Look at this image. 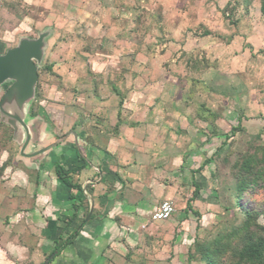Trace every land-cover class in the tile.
<instances>
[{
  "label": "rangeland",
  "instance_id": "obj_1",
  "mask_svg": "<svg viewBox=\"0 0 264 264\" xmlns=\"http://www.w3.org/2000/svg\"><path fill=\"white\" fill-rule=\"evenodd\" d=\"M251 2L0 0V55L21 38L47 34L28 112L52 136L62 138L71 120L100 121L107 136L143 135L154 155L185 153L186 170L175 175L185 191L191 172L204 177L191 206L195 240L187 250L171 245L162 261L152 254L157 264H205L194 243L240 226L246 210L259 213L264 229V188L237 201L232 170L264 149V14ZM21 146L0 122V177L22 166Z\"/></svg>",
  "mask_w": 264,
  "mask_h": 264
},
{
  "label": "crops",
  "instance_id": "obj_2",
  "mask_svg": "<svg viewBox=\"0 0 264 264\" xmlns=\"http://www.w3.org/2000/svg\"><path fill=\"white\" fill-rule=\"evenodd\" d=\"M257 1L262 13V0ZM102 128L100 121L71 120L63 142L52 146L38 167L39 150L31 147L19 155L20 168L3 170L0 264H157L170 257L171 245V251L187 250L193 243L197 225L191 206L200 201L204 177L191 172V188L185 191L175 176L185 169V153L154 155L143 135L107 136ZM58 139L52 136L50 145ZM56 165L81 168L71 177L80 190L57 177ZM162 202H170L174 213L167 221L153 222ZM74 231L72 242L55 250L56 242L71 240ZM158 240L173 244L159 249Z\"/></svg>",
  "mask_w": 264,
  "mask_h": 264
},
{
  "label": "trees",
  "instance_id": "obj_3",
  "mask_svg": "<svg viewBox=\"0 0 264 264\" xmlns=\"http://www.w3.org/2000/svg\"><path fill=\"white\" fill-rule=\"evenodd\" d=\"M249 5L251 0H245ZM262 14H264V0H262ZM46 70H50L48 67ZM38 86L36 87V100L39 99ZM31 116L36 111L30 109ZM233 134L236 129H232ZM208 163V160L205 161ZM204 163V164H205ZM81 168L65 170L56 165L57 177L70 189L80 190L77 184L72 183V175L80 172ZM233 177L235 179V199L239 201L243 196L250 195L256 188H264V149L259 148L252 154L242 156L233 165ZM195 194V193H194ZM73 197L70 195V199ZM258 212L246 210L244 220L240 226L233 228L226 234L217 236L212 241L199 244L194 243V253L199 255L205 264H264V229L257 224ZM74 231L69 241L59 240L55 250H59L66 243H71L76 235ZM193 255L188 254L191 260Z\"/></svg>",
  "mask_w": 264,
  "mask_h": 264
},
{
  "label": "water",
  "instance_id": "obj_4",
  "mask_svg": "<svg viewBox=\"0 0 264 264\" xmlns=\"http://www.w3.org/2000/svg\"><path fill=\"white\" fill-rule=\"evenodd\" d=\"M46 38V33L35 40L21 38L14 48L0 55V91L7 85L0 99V122L13 130L16 143L22 145L20 156H25L31 147L39 150V157L34 159L36 167L46 152L65 138L50 145V127L40 117H32L28 112L35 96L37 70L46 48Z\"/></svg>",
  "mask_w": 264,
  "mask_h": 264
},
{
  "label": "built area",
  "instance_id": "obj_5",
  "mask_svg": "<svg viewBox=\"0 0 264 264\" xmlns=\"http://www.w3.org/2000/svg\"><path fill=\"white\" fill-rule=\"evenodd\" d=\"M174 213V207L170 202L160 203L152 214L153 222H164L171 218Z\"/></svg>",
  "mask_w": 264,
  "mask_h": 264
}]
</instances>
